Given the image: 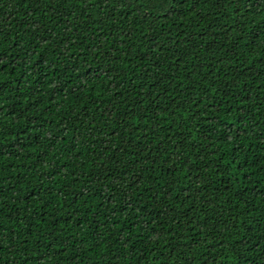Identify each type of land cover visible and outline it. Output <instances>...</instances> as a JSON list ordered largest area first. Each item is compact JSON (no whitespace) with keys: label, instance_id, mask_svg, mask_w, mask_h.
<instances>
[{"label":"trees","instance_id":"obj_1","mask_svg":"<svg viewBox=\"0 0 264 264\" xmlns=\"http://www.w3.org/2000/svg\"><path fill=\"white\" fill-rule=\"evenodd\" d=\"M0 264H264V0H0Z\"/></svg>","mask_w":264,"mask_h":264}]
</instances>
